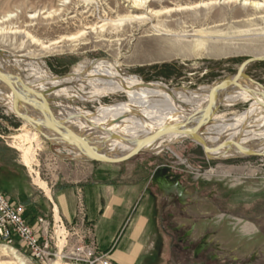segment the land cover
I'll return each instance as SVG.
<instances>
[{"label": "rangeland", "instance_id": "obj_1", "mask_svg": "<svg viewBox=\"0 0 264 264\" xmlns=\"http://www.w3.org/2000/svg\"><path fill=\"white\" fill-rule=\"evenodd\" d=\"M88 1L0 0V29L6 31L5 34L0 33V49L10 56L42 57L54 76L67 75L74 72L79 65H87L106 58L115 63L118 61L123 70L141 76L146 82H161L159 84L163 83L171 88L185 87L184 90H175L176 92H192L191 89L211 85L221 80L239 62L264 56V13L254 15L253 24L246 23L245 20L250 17L247 15H252L253 12L242 5H212L190 12L195 14L191 16L192 21L190 13L174 14L173 17L155 19L148 26L127 24L118 31L108 28L104 33L97 31L80 39L67 41L68 37L77 36L83 31L88 32L86 27L97 26L104 20L110 22L124 19L134 13L124 0ZM190 2L193 1L178 0L180 5H187ZM166 7L171 8L173 5L152 6L151 9L158 12ZM182 22H188L186 25L188 33L186 39L181 40L175 36H155L151 27L154 25L161 27L162 30L180 33ZM199 30L211 32L206 43L197 36ZM56 41H62L60 44L62 47L55 52L47 53L39 45L41 43L49 45ZM157 49H168L169 55L167 57L165 54L159 55L155 51ZM139 54L143 58L138 59ZM29 69L27 62L19 64L15 62V70L23 72L26 79L32 80ZM247 74L254 82L264 87V63L253 66ZM87 90L90 91V88L87 87L85 91ZM127 98L125 94H116L99 101L78 102L75 99L68 105L94 113L101 105L127 102ZM249 107L250 103L240 102L222 108L218 114H222L224 120L228 121L242 115ZM22 132L28 131H23L12 113L0 106V178L3 183L0 185V191L11 201L24 206L25 218L29 223L37 219L34 224L36 225L39 218L48 216L51 220L55 214L51 201L59 159L53 155L56 149L46 140L39 138L40 148L36 151L32 166L29 168L24 163L23 153L16 148L20 142L14 139ZM210 132V127L203 130L208 140L213 138ZM228 137L225 135L222 139ZM130 162H134L137 167L134 177L142 178L144 184L148 182L147 194L156 196L154 198L156 208L159 207L157 205L160 202V195L152 186L153 173L159 167L169 166L176 173L182 174L192 186L205 188L206 192L213 191L216 201L219 200L228 209L230 212L228 216L216 213L215 218L219 226L221 225V235L226 242L235 246L242 241L245 243L264 241L261 233L257 231L255 222L242 216L249 214L259 217L255 218L258 220L256 222L264 224V157L210 159L201 146L187 141L173 145L158 155H141ZM36 174L47 184L49 195L34 184ZM82 210L81 215L79 209L81 217L86 215L85 205ZM156 215V210L151 213L152 238L146 254L135 264H173L169 257L167 240L160 229L155 228ZM103 231L105 229L101 226L98 232L100 238ZM82 236H74L69 247L60 250L58 258L51 256L44 262L31 257L30 251L18 241L15 242L14 250L20 252L17 253L23 258V264H55L59 259L64 264H92L95 258L104 256L111 262L109 259L111 251H99L92 236L87 235L85 243L80 242ZM1 246L4 245L0 242ZM83 247L95 249L92 260H88L86 250H79ZM8 249L11 250L9 247ZM252 250H255V246ZM10 260L11 258L0 255V262Z\"/></svg>", "mask_w": 264, "mask_h": 264}, {"label": "bare ground", "instance_id": "obj_2", "mask_svg": "<svg viewBox=\"0 0 264 264\" xmlns=\"http://www.w3.org/2000/svg\"><path fill=\"white\" fill-rule=\"evenodd\" d=\"M84 1L89 2L88 0ZM190 1L193 2H190L187 5H180L178 0H124V3L128 5L127 7L133 10L134 13L132 15H129L124 19L110 22L104 20L102 24H98L97 26L86 27L85 29L89 30L88 32L83 31L77 36L68 37L66 40L74 41L88 35L89 33H95L97 31L98 33L99 31L100 33H104L108 28L118 31L121 27L127 24H139L141 27L148 26L152 24L151 22L153 20L161 17H173L174 14H189L192 11L209 8L212 5H242V7L247 8L250 12H253L252 15H247V17H250L245 20L246 23L248 22L251 24L255 22L253 17L254 15L264 13V0ZM167 4L173 5V7H166L158 12H154V10L151 9L152 6L155 7ZM190 14L191 15L189 17L191 20V16L195 14ZM187 24L188 22L181 23L180 33L172 30H162L161 27L154 25L151 27L155 36H175L181 40L186 39L187 37ZM2 32L5 34V29H0V33ZM197 33V36H199L204 43H206L207 38L211 35V32H207L205 30H199ZM61 43L62 41H56L49 45L44 43L39 45H41L43 51L50 53L58 51L62 47L60 45ZM197 46L198 45H196L195 48H197ZM155 51H157L159 55L165 54L166 57L169 55L168 49H157ZM12 57L14 58L6 61L0 58V61L6 64L9 69H13L14 72L22 78H25L22 74L23 72L21 73L18 70H15V62L16 64H19L20 62H27L33 79H25L27 81H31V83H40L39 88L42 90L59 87V90H57L52 97L61 100L76 99L80 102H89L93 100L99 101L100 99L109 95L111 96L112 94H126L128 97L127 102L113 105H101L96 114L83 111L75 106L68 107L66 105L68 103L60 102L55 105L61 107L67 115L74 112L80 113L89 117L97 124H105L113 119L126 117L120 126H116L111 129L119 130L132 136H136V133L138 132L148 133L156 127H161L171 120L178 118L181 114L200 109L204 107L205 104L200 105L198 102L206 103L209 98V88L207 87L202 88L201 91H173L172 95L166 91L165 85L159 83H153L151 86L146 87L144 86L145 84L141 78L136 75L125 73L118 61L115 63L109 60H99L95 63L90 62L87 65L82 64L79 65L74 72H72L71 76L64 79H58L45 65L42 57L28 55H17ZM141 58L143 57H138V59ZM111 85L115 87V90H109ZM246 85L253 87L255 90L254 94L241 91L237 92L227 101V106L244 102L250 103L249 109L242 115L228 121H225L224 116L222 114H218V112L214 116V121H212L210 125V134L213 135V138L209 140L210 142L217 143V141L223 140L222 138L225 135H228V138L237 144L213 146V148L210 149L212 157L219 159L241 158L245 157V152L262 154V157H264V87L251 85L248 82ZM87 87L90 88V91L87 90L88 92L85 91ZM3 102L4 94L2 93L0 85V104ZM188 106H191L190 110H187ZM128 114H131L132 117H127ZM259 121H262L261 125H258L260 123ZM72 125L77 126L79 129H85L88 127L87 123L82 119L75 120L72 122ZM105 137L106 135L102 134L101 138L103 140ZM14 139L20 142L16 145V148L23 153L24 163L31 168L36 155L35 153L40 148L39 134L37 132H22L21 134L15 136ZM250 141L252 144H248ZM170 148L171 146L167 147L164 143H162L157 144L154 147H150L147 150L161 153ZM112 150L122 152L126 150V146L123 143L115 144L112 146L111 151ZM74 153L76 154L75 157L83 158L80 154L76 152ZM34 184L43 189L48 195L50 194L47 184L43 182L37 174L34 177ZM58 216V210L56 207V217ZM10 249L11 250H9L6 246L0 247V255L11 258L10 261L0 262V264H23V258L19 256L14 249ZM55 264L64 263L61 259H59L55 262Z\"/></svg>", "mask_w": 264, "mask_h": 264}, {"label": "water", "instance_id": "obj_3", "mask_svg": "<svg viewBox=\"0 0 264 264\" xmlns=\"http://www.w3.org/2000/svg\"><path fill=\"white\" fill-rule=\"evenodd\" d=\"M0 58L6 61L14 57L4 53V51L0 49ZM98 60H109L113 62L106 58ZM262 63H264V56L246 59L236 64L221 80L208 86L191 89L192 91H201L202 88H209V98L204 107L181 114L178 118L171 120L161 127H156L148 133L138 132L136 136L111 129L120 126L126 117L116 118L105 124H97L89 117L80 113L74 112L67 115L61 107L55 104L60 102L70 104L71 100L75 99L61 100L52 97V95L59 90V87L42 90L39 88L40 83H31V81H27L25 78L17 75L14 70H9L7 65L1 61L0 85L2 93L4 94V102L0 104V106L5 107L12 113L23 131L37 132L40 139L46 140L51 145H58L62 148L71 149L80 154L87 161L98 164H124L141 155L160 154L147 150L157 144L164 143L165 146L172 147L173 145L187 141L197 143L202 147L208 158L215 159L216 157H212L210 153V149L213 148V146L237 143L229 138L219 140L217 143L210 142L204 136L203 130L210 127L212 121H214V116L220 112L222 108L227 106V101L237 92L241 91L254 94L255 90L253 87L247 86L246 83L248 82L255 86L260 85L254 82L247 73L250 68ZM125 73L138 76L143 80L144 86L146 87L151 86L153 83H157L146 82L137 74L127 71H125ZM71 74L72 72L64 76L55 77L64 79L71 76ZM165 87L166 91L171 95L175 90L185 89V87L171 88L167 85H165ZM77 101L79 102V100ZM190 109L191 106H188L187 110ZM96 113L97 111L92 114ZM127 117H132V115L128 114ZM77 119L84 120L88 127L79 129L77 126L72 125V122ZM102 134L106 135L104 140L101 138ZM119 143H123L126 146V150L122 152L116 150L111 151L112 146ZM262 156V154L245 152V157ZM166 171L169 170H156L155 177H158L161 173Z\"/></svg>", "mask_w": 264, "mask_h": 264}, {"label": "crops", "instance_id": "obj_4", "mask_svg": "<svg viewBox=\"0 0 264 264\" xmlns=\"http://www.w3.org/2000/svg\"><path fill=\"white\" fill-rule=\"evenodd\" d=\"M109 90L115 87L111 85ZM49 145L56 149L53 155L59 159L51 201L55 214L57 207L58 215L68 226H74L77 236L89 234L99 251H111L109 259L113 264H135L146 254L152 238L151 213L156 210V196L147 194L148 182L144 184L142 178L134 177L136 164L129 161L104 165L77 160L71 149ZM81 205H85L83 217L79 215ZM101 226L105 231L100 238Z\"/></svg>", "mask_w": 264, "mask_h": 264}, {"label": "flooded vegetation", "instance_id": "obj_5", "mask_svg": "<svg viewBox=\"0 0 264 264\" xmlns=\"http://www.w3.org/2000/svg\"><path fill=\"white\" fill-rule=\"evenodd\" d=\"M158 169L169 171L158 177L153 173L152 186L160 195L155 228L167 240L173 264H264V241H242L234 246L223 238L221 225L215 220L216 213L228 216L230 212L222 202L216 201L213 191L192 186L172 167ZM242 216L255 222L263 239L264 224L256 222L259 217Z\"/></svg>", "mask_w": 264, "mask_h": 264}, {"label": "built area", "instance_id": "obj_6", "mask_svg": "<svg viewBox=\"0 0 264 264\" xmlns=\"http://www.w3.org/2000/svg\"><path fill=\"white\" fill-rule=\"evenodd\" d=\"M82 208L83 205L80 206L81 215ZM25 212L24 206L11 201L0 191V242L4 246L15 249V242L18 241L30 251L31 257L44 262L51 256L58 258L60 250L67 249L70 241L77 236L74 226H68L60 216L56 217V214L51 220L48 216L41 217L36 225L32 226L25 218ZM85 238L81 237L80 241L85 243ZM82 249L88 253V260L94 258L95 249L83 247L79 250ZM98 263L111 264L106 256L95 258L92 264Z\"/></svg>", "mask_w": 264, "mask_h": 264}, {"label": "trees", "instance_id": "obj_7", "mask_svg": "<svg viewBox=\"0 0 264 264\" xmlns=\"http://www.w3.org/2000/svg\"><path fill=\"white\" fill-rule=\"evenodd\" d=\"M167 67H168V66H166V68H167ZM0 185H3L1 178H0ZM0 189H1V188H0Z\"/></svg>", "mask_w": 264, "mask_h": 264}]
</instances>
